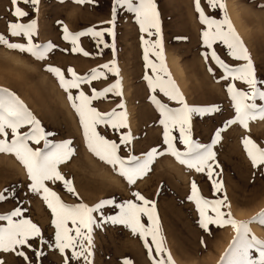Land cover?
<instances>
[{
	"label": "rangeland",
	"instance_id": "rangeland-1",
	"mask_svg": "<svg viewBox=\"0 0 264 264\" xmlns=\"http://www.w3.org/2000/svg\"><path fill=\"white\" fill-rule=\"evenodd\" d=\"M113 2L114 0H91L89 3H77L76 0H39L36 9L21 2L19 7L28 12V16L17 20L12 14L14 6L11 0H0V34L10 43H27V40L24 37L10 36L9 22L29 23L35 20L37 34L33 37V43H51L54 46L45 59L37 60L29 53L0 45V88H6L19 97L40 122L46 133L45 139L50 143L71 142L73 154L66 162L58 165V170L65 180L71 181L75 194L69 193L62 181L46 182L65 204L82 203L92 207L108 199L114 200L116 204L128 200L142 204L133 195L138 192L155 203L163 246L170 252L175 264H221V257L234 240L235 230L230 225H209V230L205 231L199 224L200 215L195 202L188 197L194 181L199 195L205 199H223L226 194L230 208H222V211L231 212L232 218L237 221H249L264 212V166H252L242 143L247 137L264 147V119L249 121L247 129L240 124L226 126V122L235 116L227 92L228 86L234 83L241 90H247V86L241 81L224 79L223 69L211 59L210 52L215 50L231 67H240L246 61L233 59L228 55L226 46L219 41L213 44L212 49L207 48L203 40L207 25L200 21L195 0H155L159 12L164 61L171 80L190 107L220 109L202 115L192 114L193 139L200 144L211 145L215 153V160L209 162L212 164L213 177H208L207 170L197 172L189 169L172 155L165 154L155 157L150 170L137 178L134 184H129L111 165L100 160L88 148L79 116L68 99L69 92L73 97L78 96L81 91L91 96L93 90L101 92L117 81L120 82L121 95L109 92L93 100L92 107L101 113H111L113 110L116 113H126V127L117 129L105 124L97 126V131L102 136L120 145L118 154L124 159L136 157L143 160L152 149L166 152L164 128L160 124L162 117L151 100L153 95L170 108L182 105L178 101L169 100L159 89L153 92L149 88L145 76L154 78L155 74L145 66L143 40L155 42L157 37L142 33L135 14L125 9L118 10L114 26L108 23L112 20ZM223 2L236 33L251 57L258 80H264V0ZM200 6L206 16L215 20L223 19V10L210 7L207 0H200ZM234 10L239 22L234 16ZM65 27L71 34L89 29L104 31L113 28L114 35L104 31L103 43L99 42L100 38L91 35L80 36L78 44L88 53L85 56L83 52H73L70 40L63 38ZM149 59L159 63L151 51ZM171 59L181 67L182 82L171 65ZM113 61L118 75L102 67L105 64L111 66ZM49 66L60 69L67 80L72 78L69 69L80 77H88L93 69L104 73V76L89 83H81L78 89L66 92L57 76L47 70ZM258 86L264 88L262 85ZM257 103L264 104L259 100ZM121 104L122 108L119 107ZM220 129L224 131L220 133L219 141L213 143L215 134ZM7 131L6 139L11 142V130ZM30 131V125L19 129L21 134ZM129 132L132 136L131 143L122 144L121 137ZM172 135L177 137L174 141L177 149L185 151V146L179 141L178 129H173ZM4 138L0 136V139ZM28 143L34 150L47 151L44 140L39 144L33 141ZM213 180L222 181L221 191H214ZM30 184L26 168L15 155L0 153V193L6 197L0 201V215L10 214L20 208L22 215L13 219L31 220L39 227L45 241L41 243L39 237L33 238L29 240L31 248L16 249L25 252L28 260L16 255V251H0V264H85L83 257L72 258L73 249H65L61 253L55 247L56 229L52 223L54 217L51 209L43 200L42 194L30 190ZM118 213L119 209L112 205L92 215L97 223H101L102 216H114ZM209 215H214L211 210ZM141 222L145 227L150 226L145 215L141 216ZM7 223V220H0V227H7ZM68 227H74L70 221ZM248 227L249 238L255 236L264 241V224L254 221ZM71 234L75 235L74 232ZM91 235V264H124L125 261L130 264H154V260L161 259L155 252L151 236L146 237L153 249L150 257L145 239L123 224L103 222L101 227L93 226ZM34 250L40 251L42 255L37 258ZM253 254L258 257L255 250Z\"/></svg>",
	"mask_w": 264,
	"mask_h": 264
},
{
	"label": "snow or ice",
	"instance_id": "snow-or-ice-1",
	"mask_svg": "<svg viewBox=\"0 0 264 264\" xmlns=\"http://www.w3.org/2000/svg\"><path fill=\"white\" fill-rule=\"evenodd\" d=\"M21 2L30 4L33 9H36V6L39 4V0H11V4L14 6L12 14L17 20L28 16V12L19 7ZM76 2L89 3L91 0H76ZM207 3L212 8L219 7L223 10L224 17L222 20H215L206 16L200 6V0H195V7L199 13L200 21L202 24L207 25V30L203 32L204 44L207 48L212 49L213 44L219 41L226 46L228 55L233 59L246 61L240 67H231L220 58L215 50L210 52L211 59L223 69L224 79L231 78L232 81H241L247 86V90L238 89L234 83L228 86L227 92L230 96L235 116L226 122V126L240 124L247 129L249 121L264 119V104L257 103L258 100L264 102V88L258 86H264V80H258L251 57L227 15L226 5L223 0H207ZM119 9H125L127 12L135 14L136 22L139 24L142 33H147L149 37L152 35H156L157 37L155 42L143 40L142 37L145 45V66L146 68H151L155 74L154 78L148 75L145 76L149 88L153 92L159 89L169 100L178 101L182 106L179 108H170L166 103L153 95L151 100L162 117L160 124L164 128L163 142L167 145L166 152H158L156 149H152L143 160L136 157L124 159L118 154L120 145L102 136L97 131V126L105 124L117 129L126 127V113H116L115 110L111 113H101L92 107L93 100L99 99L109 92H115L116 95H121L120 82L117 81L101 92L93 90L91 96L85 95L81 91L78 96L73 97L69 92L70 89H78L81 83H89L91 80L100 79L104 76V73L93 69L88 77H80L74 70L69 69L72 78L67 80L60 69L49 66L47 70L53 72L59 79L61 87L66 92H69L68 99L71 101V106L79 116L88 148L100 160L111 165L129 184H134L137 178L142 177L150 170V165H152L155 157L165 154L172 155L179 163L189 169H195L197 172H205L207 170L206 174L211 179L213 177V170L212 164L209 162L215 160V153L212 151L211 145H203L193 139L192 114L202 115L216 112L220 109L217 107H190L185 103L182 94L171 80L164 61L159 12L155 0H114L112 20L108 21L113 26L115 25ZM152 30L155 31L153 32ZM8 31L12 37L26 38L27 43H10L4 35L0 34V45H4L11 50H18L21 53H29L37 60L45 59L54 47L51 43L47 45L33 43V37L37 34V23L35 20L29 23L9 22ZM104 31H107L109 35H114L113 28H108ZM104 31L89 29L85 32L71 34L65 27L63 38L70 40L73 45V52H83L87 56L88 53L79 47V37L91 35L94 38H100L99 42L103 43ZM150 51L159 60L158 64L149 59ZM102 67L117 75L119 74L115 66V61L111 63V66L105 64ZM166 76L168 79H165ZM119 107L122 108L123 105L121 104ZM25 125H30L31 131L21 134L19 129ZM9 129L12 134L11 142L6 139L8 136L7 130ZM173 129H178L179 141L185 146V151H179L177 149L174 143L177 137L172 135ZM222 131L224 129L216 132V139L213 143L219 141ZM0 136L5 137L4 139H0V153H11L15 155L27 170V175L31 181L29 185L30 190L33 193L42 194L43 200L48 208L51 209L54 217L52 223L56 229L55 247L61 253H64L65 249H73V259L83 257L85 264H91V233L93 226L101 227L103 222L110 221L112 224L125 225L134 234L139 233L141 238L145 239V247L148 248L150 257L153 249L149 246L146 237L151 236L152 244L155 245V252L158 256H161V259L154 260V264H175L170 252L163 246V237L160 235L155 203L148 201L140 193L136 192L133 195L137 201H142V204L132 200L116 204L114 200L108 199L89 207L82 203L76 205L65 204L57 193L47 186V181L53 183L62 181L66 190L69 193L75 194V189L72 187L71 181L65 180L64 176L58 170V165L66 162L73 154V149L70 147L71 142L65 141L53 144L45 139L46 133L41 128L40 122L36 120L19 97L6 88H0ZM41 140H44L47 151L40 149L34 150L29 146L28 141L39 144ZM131 140L132 136L130 132L121 137V143L125 145L130 144ZM242 143L252 166L254 168L264 166V147L258 146L252 139L247 137L243 139ZM191 188L192 192L188 199L195 202L200 215L199 224L201 228L208 231L209 225H215L217 227L230 225L235 230L236 235L234 240L229 246V249L221 257V264H264V241L257 239L255 236L249 238L250 229L248 227L254 221H259L261 224H264V212L253 217L252 220L237 221L232 218L231 212L222 211V208H230V204L227 203L226 194L223 199L208 200L199 195L197 185L194 181L192 182ZM213 188L216 192L221 191L223 188L222 181L213 180ZM5 199V195L0 193V201ZM112 205L119 209V213L114 216H102L101 223H97V220L92 214L101 212L106 206ZM209 210L214 215H209ZM21 215L20 208H16L10 214L0 215V220H7L8 222L7 227H0V251H16L18 247L31 248L32 246L29 240L37 237L40 238L41 243H45L39 227L32 223L31 220L13 219V217H20ZM142 215L147 216L150 222L149 227H145L141 222ZM69 221L74 226L73 228L68 227ZM73 232L75 235L71 234ZM201 243L203 244V241ZM76 249H79V251ZM253 250L258 253V257L254 256ZM34 251L37 258L42 255L40 251ZM16 255L23 257L25 260L29 259L23 251H16ZM124 264H130V262L125 261Z\"/></svg>",
	"mask_w": 264,
	"mask_h": 264
},
{
	"label": "bare ground",
	"instance_id": "bare-ground-1",
	"mask_svg": "<svg viewBox=\"0 0 264 264\" xmlns=\"http://www.w3.org/2000/svg\"><path fill=\"white\" fill-rule=\"evenodd\" d=\"M234 16L236 17V20L239 22V17L237 15V13H235V10H234ZM170 62H171V65H172L177 77L180 78V82H182L183 81L182 70H181L179 63L177 61H175L174 59H171Z\"/></svg>",
	"mask_w": 264,
	"mask_h": 264
}]
</instances>
